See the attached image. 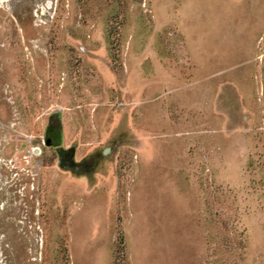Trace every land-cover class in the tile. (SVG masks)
<instances>
[{
	"label": "rangeland",
	"instance_id": "1",
	"mask_svg": "<svg viewBox=\"0 0 264 264\" xmlns=\"http://www.w3.org/2000/svg\"><path fill=\"white\" fill-rule=\"evenodd\" d=\"M0 264H264V0H0Z\"/></svg>",
	"mask_w": 264,
	"mask_h": 264
},
{
	"label": "flooded vegetation",
	"instance_id": "2",
	"mask_svg": "<svg viewBox=\"0 0 264 264\" xmlns=\"http://www.w3.org/2000/svg\"><path fill=\"white\" fill-rule=\"evenodd\" d=\"M47 138L49 139L50 145H46V146H56L57 145V140H56V135L54 130L49 129L47 132ZM62 151V150H61ZM65 151H63V157L65 160H68L70 158V153H64Z\"/></svg>",
	"mask_w": 264,
	"mask_h": 264
},
{
	"label": "water",
	"instance_id": "3",
	"mask_svg": "<svg viewBox=\"0 0 264 264\" xmlns=\"http://www.w3.org/2000/svg\"><path fill=\"white\" fill-rule=\"evenodd\" d=\"M44 144L45 145H50V142H49V139L48 138L45 139Z\"/></svg>",
	"mask_w": 264,
	"mask_h": 264
}]
</instances>
